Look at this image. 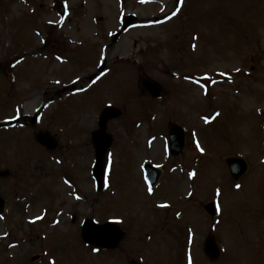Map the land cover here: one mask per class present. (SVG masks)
<instances>
[{
  "label": "rangeland",
  "instance_id": "374dc122",
  "mask_svg": "<svg viewBox=\"0 0 264 264\" xmlns=\"http://www.w3.org/2000/svg\"><path fill=\"white\" fill-rule=\"evenodd\" d=\"M12 56L23 60L10 68ZM142 76L162 99L140 93ZM108 104L121 115L107 123L98 191L90 132ZM263 111L264 0H0V264H264ZM169 122L185 128L176 157L164 151ZM38 131L57 138L52 155ZM233 155L248 166L239 181ZM145 162L162 167L150 192ZM170 164L185 169L169 176ZM213 197L220 216L202 208ZM85 218L124 235L110 250L87 246ZM209 234L222 247L214 261Z\"/></svg>",
  "mask_w": 264,
  "mask_h": 264
},
{
  "label": "water",
  "instance_id": "95a60500",
  "mask_svg": "<svg viewBox=\"0 0 264 264\" xmlns=\"http://www.w3.org/2000/svg\"><path fill=\"white\" fill-rule=\"evenodd\" d=\"M133 17L129 16L124 23V27ZM143 87L149 89L153 95L159 94V89L152 81L147 78L142 79ZM119 114V111L115 108L108 107L105 108L99 118L98 126L99 128L92 132V144L95 149V163L93 165V173L97 182L98 188L102 186L103 174H104V154L107 148L111 144V137L106 133L105 127L108 119L115 117ZM169 141H170V152L172 154H177L183 146V132L181 128L175 124L170 125L169 130ZM38 142L46 146L48 149L55 147V140L47 134L38 133L36 136ZM231 171L234 175L238 176L244 170V162L239 158H229L226 160ZM146 171L148 179L153 183L157 177V172L150 166H146ZM3 204V200L0 198V206ZM208 211H212L211 204L205 206ZM101 234H106V238L100 237ZM122 233L113 223H108L104 225H94L90 220H86L83 224L82 236L86 241L92 242L94 244L112 247L119 240ZM207 254L213 257L218 256V250L215 243L211 237L207 238L204 245ZM131 264H136L134 261Z\"/></svg>",
  "mask_w": 264,
  "mask_h": 264
},
{
  "label": "snow or ice",
  "instance_id": "6c2138e0",
  "mask_svg": "<svg viewBox=\"0 0 264 264\" xmlns=\"http://www.w3.org/2000/svg\"><path fill=\"white\" fill-rule=\"evenodd\" d=\"M173 15H175V13H173ZM237 187H239V185H237Z\"/></svg>",
  "mask_w": 264,
  "mask_h": 264
},
{
  "label": "bare ground",
  "instance_id": "6f19581e",
  "mask_svg": "<svg viewBox=\"0 0 264 264\" xmlns=\"http://www.w3.org/2000/svg\"><path fill=\"white\" fill-rule=\"evenodd\" d=\"M27 106H25V108H26Z\"/></svg>",
  "mask_w": 264,
  "mask_h": 264
}]
</instances>
